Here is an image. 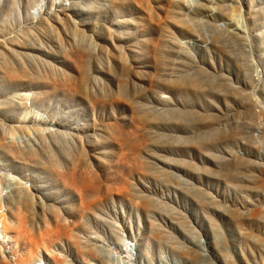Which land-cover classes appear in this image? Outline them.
I'll use <instances>...</instances> for the list:
<instances>
[{
	"label": "rangeland",
	"instance_id": "rangeland-1",
	"mask_svg": "<svg viewBox=\"0 0 264 264\" xmlns=\"http://www.w3.org/2000/svg\"><path fill=\"white\" fill-rule=\"evenodd\" d=\"M174 245L264 264V0H0V264Z\"/></svg>",
	"mask_w": 264,
	"mask_h": 264
},
{
	"label": "bare ground",
	"instance_id": "bare-ground-1",
	"mask_svg": "<svg viewBox=\"0 0 264 264\" xmlns=\"http://www.w3.org/2000/svg\"><path fill=\"white\" fill-rule=\"evenodd\" d=\"M212 232H213L212 236L214 239L215 247H217V249L221 252L225 251V248H227L226 244L228 241L226 242V240L224 239V237L222 235V231L218 227L213 226ZM174 247H175V250L177 249V252L182 253L185 256H187L189 258V260L192 261V263H194V264H212L209 255L205 251H202L200 253L198 251L192 250L191 248L183 247L180 245H174ZM228 262H229V260H228ZM230 264H232V263H230Z\"/></svg>",
	"mask_w": 264,
	"mask_h": 264
}]
</instances>
